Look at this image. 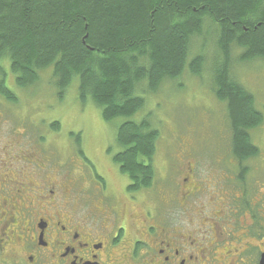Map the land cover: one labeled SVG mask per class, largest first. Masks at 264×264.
Returning a JSON list of instances; mask_svg holds the SVG:
<instances>
[{"label":"trees","instance_id":"16d2710c","mask_svg":"<svg viewBox=\"0 0 264 264\" xmlns=\"http://www.w3.org/2000/svg\"><path fill=\"white\" fill-rule=\"evenodd\" d=\"M205 21L216 27L224 53L213 81L217 98L226 104L233 156L247 161L259 152L250 130L264 115L254 95L232 76L230 53L235 45L242 49L241 61L264 59V0H0V95L17 99L6 86L5 59L22 87L50 66L60 98L78 77L79 98H90L102 119L130 117L144 107L137 91L141 84L156 92L163 81L183 74L192 39L203 36ZM204 64L199 54L188 66L199 75ZM116 129L119 149L112 161L127 176V190L155 186L159 131L147 120L131 119ZM75 142L86 160L81 139Z\"/></svg>","mask_w":264,"mask_h":264},{"label":"flooded vegetation","instance_id":"af4514ba","mask_svg":"<svg viewBox=\"0 0 264 264\" xmlns=\"http://www.w3.org/2000/svg\"><path fill=\"white\" fill-rule=\"evenodd\" d=\"M0 117V264H262L264 190L259 185L245 209L239 200L243 191H218L196 207L197 220L177 216L170 211L173 205L185 214L209 192L196 179V159L184 152L181 159L192 161L179 166V178L172 177L174 184L154 198L161 206L140 210L138 199L150 189L128 191V184L125 195H117L108 181L113 166L106 176L83 149L92 179L83 169L55 177L41 149L22 148L21 159L13 151L23 142L3 136ZM226 150V155L233 152V146ZM247 161L229 159L240 168L238 177L249 172ZM117 178L125 185L120 173ZM239 213L250 223L241 217L234 222Z\"/></svg>","mask_w":264,"mask_h":264},{"label":"rangeland","instance_id":"374dc122","mask_svg":"<svg viewBox=\"0 0 264 264\" xmlns=\"http://www.w3.org/2000/svg\"><path fill=\"white\" fill-rule=\"evenodd\" d=\"M204 27L203 36H194L192 39L183 74L163 81L156 92L147 90V84H141L137 91L145 98L144 107L130 117H117L112 122L102 119L101 109L90 98L85 102L79 98L78 77L74 78L64 97L60 98L53 67L43 69L35 83L22 87L12 73L9 60L5 59L1 66L6 71V86L15 93L17 99L9 101L0 95L3 136L15 137L23 142L13 151L14 154L19 153L20 158L26 156V151L41 149L43 161L55 177L63 176L66 172L78 175L83 169L87 177L92 179L90 170L85 168L82 157L76 153L75 139H81L83 150L97 164L99 172L107 176L110 164L113 166L114 171L109 172L108 181L117 195L124 196L123 186H127L129 180L111 159V155L119 149L115 140L116 128L126 119L147 120L151 127L159 131L157 151L153 158L156 178L155 186L138 199V203L142 201L139 204L140 210L145 206L151 209L156 204L161 206L162 203L154 202V198L165 191L166 186L174 184L172 177L179 178L176 172L179 166L186 168L189 160L192 161L190 158L181 159L184 152L196 159V179L202 183L204 191L209 192L204 193L200 201H196L195 207L188 205L185 214L173 205L170 208L173 214L197 220L196 207L202 200L208 202L211 194L218 191L235 194L243 191L244 199L239 200L242 209H245L246 201L251 194H255L258 185L264 190V120L257 128L250 130L252 142L259 148V152L257 156L251 157V161L244 163L245 166L250 164V170L241 173L245 178L241 180L237 174L240 168L229 164L233 152L230 150L226 155V149L232 148L226 104L214 92L215 68L224 60V53L217 44L216 27L211 22H207ZM231 48L232 76L254 95L256 106L264 115V59L241 61L239 56L242 49L235 45ZM199 54L204 56L205 64L200 74L195 75L188 64ZM54 122L59 124L58 129L52 127ZM108 147L111 154L106 151ZM21 166L25 167L24 164ZM117 173L123 176L125 185L119 182ZM94 191L89 193L94 194ZM209 209L208 206L207 214L210 213ZM245 215L239 213L232 216L233 221L239 223L241 217V222L250 223Z\"/></svg>","mask_w":264,"mask_h":264},{"label":"water","instance_id":"95a60500","mask_svg":"<svg viewBox=\"0 0 264 264\" xmlns=\"http://www.w3.org/2000/svg\"><path fill=\"white\" fill-rule=\"evenodd\" d=\"M262 264H264V258H263Z\"/></svg>","mask_w":264,"mask_h":264}]
</instances>
